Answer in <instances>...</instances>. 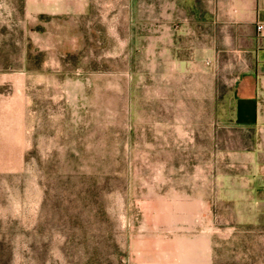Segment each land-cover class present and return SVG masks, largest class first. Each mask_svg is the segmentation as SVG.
Wrapping results in <instances>:
<instances>
[{"label": "rangeland", "instance_id": "1", "mask_svg": "<svg viewBox=\"0 0 264 264\" xmlns=\"http://www.w3.org/2000/svg\"><path fill=\"white\" fill-rule=\"evenodd\" d=\"M178 27L160 0H0V264H264V130L231 42Z\"/></svg>", "mask_w": 264, "mask_h": 264}, {"label": "crops", "instance_id": "2", "mask_svg": "<svg viewBox=\"0 0 264 264\" xmlns=\"http://www.w3.org/2000/svg\"><path fill=\"white\" fill-rule=\"evenodd\" d=\"M160 1L164 24H178L182 40L214 42L222 33L231 42L238 65L235 120L264 130V0Z\"/></svg>", "mask_w": 264, "mask_h": 264}, {"label": "built area", "instance_id": "3", "mask_svg": "<svg viewBox=\"0 0 264 264\" xmlns=\"http://www.w3.org/2000/svg\"><path fill=\"white\" fill-rule=\"evenodd\" d=\"M259 29L262 30V29H263V26L261 25V26L259 27Z\"/></svg>", "mask_w": 264, "mask_h": 264}]
</instances>
